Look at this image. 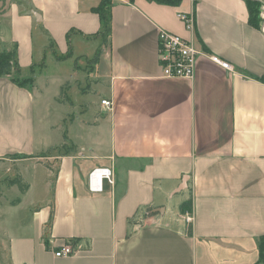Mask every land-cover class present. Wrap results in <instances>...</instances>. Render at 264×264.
Segmentation results:
<instances>
[{"label":"crops","instance_id":"obj_1","mask_svg":"<svg viewBox=\"0 0 264 264\" xmlns=\"http://www.w3.org/2000/svg\"><path fill=\"white\" fill-rule=\"evenodd\" d=\"M101 2L0 0V54L16 48L19 63L0 75V264H260L264 27L250 24L246 0H113L103 43ZM161 30L234 69L201 55L192 78L165 76ZM87 43L102 47L99 86H64L69 64L47 100L39 77L75 58L37 67L52 49L89 56L76 47ZM97 167L114 183L96 192ZM190 197L189 226L179 205ZM149 206L166 210L147 216ZM68 242L76 253L55 256Z\"/></svg>","mask_w":264,"mask_h":264},{"label":"built area","instance_id":"obj_2","mask_svg":"<svg viewBox=\"0 0 264 264\" xmlns=\"http://www.w3.org/2000/svg\"><path fill=\"white\" fill-rule=\"evenodd\" d=\"M188 29H194L195 15L182 14ZM159 61L163 74L168 77L192 78L195 73L196 60L203 55L212 62L219 64L223 68L232 71L234 66L216 54H211L200 50L195 43L178 34L161 30L159 33ZM102 106L107 110L111 109L113 102L104 98L101 100ZM114 183L112 170L108 167H97L89 173V188L92 191H103L104 181ZM193 214L186 213V223L189 226L193 222ZM76 248L72 243H65L57 248L54 253L57 257L70 256L76 253Z\"/></svg>","mask_w":264,"mask_h":264},{"label":"rangeland","instance_id":"obj_3","mask_svg":"<svg viewBox=\"0 0 264 264\" xmlns=\"http://www.w3.org/2000/svg\"><path fill=\"white\" fill-rule=\"evenodd\" d=\"M111 1L113 2V0ZM260 2L262 3V6H264V0H260ZM259 25L260 27H264V17L262 15H261V20L259 22ZM76 47L77 48L83 47V49H85V51L89 54V56L85 53H80L79 55L75 57L73 51H71L69 54L67 53L65 55H59L58 53H54V50L52 49L48 53L49 59L48 60L46 59L44 62H42V64H40L39 67H37V69L42 72L48 68V65L52 61L59 62V61L64 60L68 56L75 58L72 60L66 59L60 62L57 66H54V65L50 66L49 69L41 77H39V81L42 84V89L45 95L48 97L47 100H51L50 95H52L56 91L58 79L61 76L64 77V76L69 75V69H68L69 64H72L71 67L74 72V78L69 79L66 82V84H64V86L69 85V83H75V86H77L80 91L81 90L91 91L94 86H99V80L93 78L91 75L93 65L89 63V60L94 57L97 51V50L95 51V48H97L98 45L94 43H87V44H84V46L77 45ZM60 98H63L64 100H69V98L66 96V92H62L60 94ZM91 99H96V98L95 96L91 95ZM71 104L73 103L71 102ZM73 116H74L73 113H70L68 114L67 119H71ZM52 151H48L47 153H50ZM260 264L262 263L260 262Z\"/></svg>","mask_w":264,"mask_h":264},{"label":"trees","instance_id":"obj_4","mask_svg":"<svg viewBox=\"0 0 264 264\" xmlns=\"http://www.w3.org/2000/svg\"><path fill=\"white\" fill-rule=\"evenodd\" d=\"M160 3L178 5L182 0H155ZM248 9H249V22L252 26L256 28H260L259 22L261 20V12H262V3L260 0H246ZM111 0H102L98 7H95V11H97L103 22V29L98 33L99 36L103 37V43L108 41V37L111 33ZM102 43V44H103ZM102 54V47L100 46L94 57L89 60L94 67L96 63H98L100 55ZM18 56L16 48L12 52H2L0 54V75H8L11 74L14 70L18 71ZM264 81V76L261 78ZM13 80L21 86L27 85L31 78H21L19 75L13 76ZM63 90L61 91V93ZM156 207L149 206L147 209V216L154 215L157 212L155 211ZM179 210L181 213H191L193 211V199L190 197L189 199L183 201L179 205ZM52 220V216L50 217V222ZM259 250H260V261L264 263V236L260 238L259 242Z\"/></svg>","mask_w":264,"mask_h":264},{"label":"water","instance_id":"obj_5","mask_svg":"<svg viewBox=\"0 0 264 264\" xmlns=\"http://www.w3.org/2000/svg\"><path fill=\"white\" fill-rule=\"evenodd\" d=\"M186 180H187V177H186L185 181H186ZM185 186H186V182H184L183 185L180 186L179 190H181V189L184 188ZM165 210H166L165 207H157L155 211H156V212L164 213Z\"/></svg>","mask_w":264,"mask_h":264}]
</instances>
